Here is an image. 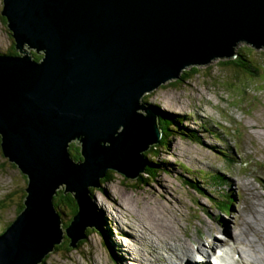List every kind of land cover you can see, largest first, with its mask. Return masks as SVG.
<instances>
[{"label":"water","instance_id":"obj_1","mask_svg":"<svg viewBox=\"0 0 264 264\" xmlns=\"http://www.w3.org/2000/svg\"><path fill=\"white\" fill-rule=\"evenodd\" d=\"M2 15L19 54L0 53L1 148L27 194L0 234V264H40L89 227L105 237L91 188L109 170L138 178L162 138L144 96L236 57L241 42L264 48V0H3ZM62 188L79 206L68 227L54 203Z\"/></svg>","mask_w":264,"mask_h":264},{"label":"rangeland","instance_id":"obj_2","mask_svg":"<svg viewBox=\"0 0 264 264\" xmlns=\"http://www.w3.org/2000/svg\"><path fill=\"white\" fill-rule=\"evenodd\" d=\"M2 9L3 0H0V50L5 51L12 47L14 39L3 19ZM241 48L261 70L258 74L241 69L237 74L235 67L221 64L234 57L217 58L209 64L194 65L199 69L197 71L188 67L183 77L168 81L144 96L146 102L157 105L160 110L185 119L183 125L194 131L199 139L187 131L185 134L180 131L170 133L165 145L159 148L158 156L153 157L160 168L153 176H148L146 182L141 183V177L126 178L112 170L110 181L102 183L100 188H91L94 189L92 201L100 212L106 236L102 237L95 226L89 227V237L83 244L72 248L74 250L67 255L65 250L51 252L40 264H141L133 256L125 260L126 254L118 242L130 246L133 242L124 233L128 228L122 218L137 221V228L148 227L150 231L144 227L140 229L149 237L153 235L157 239L154 232H167V237H158L159 242L169 238L170 244L180 245L177 235H181L197 250L202 243H212L213 232L222 235L218 226L233 233L235 221H240L239 210L242 217H250L249 220L258 225L256 230L262 229L259 220H264V48L257 49L246 42H241L237 51ZM76 145L80 147L78 143ZM23 175L18 165L3 155L0 146V233L16 217L17 205L27 186V178ZM240 181L245 182V190L237 186ZM191 183L199 185L201 191ZM225 193L233 199L231 210L220 205ZM63 210L67 213L63 225L68 227L70 224L66 223L74 220L79 209L72 217L68 207ZM102 210L110 218L102 216ZM113 212L118 217L123 216L122 223L117 224L124 232L111 219H116ZM103 225L112 230L115 238L108 236ZM173 227L174 232L171 231ZM134 234L142 235L137 231ZM261 234L258 232L259 236ZM202 236L205 238L200 240ZM133 241L140 243L136 244L138 248L143 247L142 237L133 235ZM164 243L167 250L169 246ZM147 244L151 243L148 241ZM125 248L131 250V247ZM163 252L166 254L165 250ZM229 252L228 264H242L239 253L232 248ZM137 255L144 256L141 251ZM161 262L152 260L146 264ZM245 262L250 264L248 257ZM197 263L201 264L200 261Z\"/></svg>","mask_w":264,"mask_h":264},{"label":"bare ground","instance_id":"obj_3","mask_svg":"<svg viewBox=\"0 0 264 264\" xmlns=\"http://www.w3.org/2000/svg\"><path fill=\"white\" fill-rule=\"evenodd\" d=\"M237 186L241 190L246 189V184L243 181H240L239 185H237ZM97 202H98V197H97ZM125 210L132 211L131 209L126 208V207H125ZM101 213H102L101 214L102 216L106 215L107 219L110 218L106 214V211L102 210ZM113 213H114V216L116 217L117 220L114 217H112L111 219H113L116 222V224L118 222L122 223L121 218L123 216L118 217V216H116L115 212H113ZM237 214L240 217V221L239 222L235 221V225H236L235 227L236 228H235L233 233L230 234L229 230L226 232V229L224 228V226L223 227L218 226L217 228L222 233V235H216L213 232V234H211V235L212 236L214 235L215 237L213 239H210V242H212V243H209V244L202 243L199 246L198 250L193 244H192V246H190V244L188 243L187 239H185V237H183V239H182L180 237L181 235H177V238H179L178 241L180 242V245L175 244L173 242H171L172 244H170V242L168 241L169 238H167L166 240H162V241L166 242V244H168V246H169V248H168L169 251H167L168 249L166 250L165 243L159 242L157 240L158 237L159 238L167 237L168 236L167 232H164V231H162L161 233L154 232L157 236V239L153 235H150V237H149L148 233H146L145 230H144V232H143V230H141V229L145 228V229H148L150 231V229L148 227L143 226L144 227L143 228L142 226L139 225L141 229L139 227L137 228L136 227V225H138L137 221L132 222V219L125 220L124 218H122V221H124L123 224H124V226H126L128 228V230L124 229L125 230V232H124L123 229H121L120 226H118L119 224H117L116 226L121 231H123L126 236H130L131 242H133V243H131L132 246H130L129 244L125 245L122 242L121 243L118 242V243L120 244L121 250L126 254L125 260L127 258L132 259L131 256H133L135 258V260H138L137 262L140 261L141 264H143V263L146 264V261L152 262V260L155 263L162 261L161 264H198L197 261H202V258L206 257L207 254L210 253V250H213L216 247V245L220 246L221 249L224 250L223 254L219 256V258H221V259H222V257L224 259H226L225 255L227 256L229 254V256H230L231 252H229V250L232 248V249H234L235 252L239 253V258H241L242 264H247L245 262L246 257L249 258L250 264H264V220H262V219L259 220V222L262 221L261 222L262 229L256 230L255 228L258 225L254 224L251 220H249L250 217H242L243 214H242V211H240V210L238 211ZM104 220H105V217H104ZM104 227H105L106 232L109 233L108 236L115 238V235H112V230L109 227H106V226H104ZM135 231L141 232L142 235L134 234ZM171 231L174 232V227L171 229ZM260 231L262 232V234L259 236L258 232H260ZM169 233H170V231H169ZM252 234H253V236H251ZM255 234H256V236H255ZM133 235H136L137 238H141V237L143 238L142 242L144 244L141 245L143 247L138 248L136 246V244H140V243H135L133 241ZM219 237H221L222 239H220ZM202 238H205V237L202 236L200 238V240ZM216 238H217V242H215ZM148 241L151 243L150 245L147 244ZM148 245L150 248L148 247ZM227 246H229L231 248H229ZM125 247H131V250L129 251V249H127ZM192 247L194 250L192 249ZM224 247L226 249H224ZM147 248H149V250ZM134 250L136 252H134ZM163 250H165L166 254L163 252ZM248 250H249V252H248ZM140 251L142 252V254L144 256H138L137 255V253L138 252L140 253ZM196 251H198V252H196ZM196 253H199L200 255H196ZM244 253H246V255ZM152 255H153V257H152ZM196 257L197 258L199 257V259L197 260ZM238 262H239V260H238ZM224 263H226V262H224ZM209 264H212V263H209Z\"/></svg>","mask_w":264,"mask_h":264},{"label":"trees","instance_id":"obj_4","mask_svg":"<svg viewBox=\"0 0 264 264\" xmlns=\"http://www.w3.org/2000/svg\"><path fill=\"white\" fill-rule=\"evenodd\" d=\"M3 19L5 21H7V19L3 16ZM243 48H241L240 50L237 51V55L236 57H234L233 59H228V60H223L221 61V64L222 65H225V66H229V67H235L238 71L235 70V72L238 74L241 70H244V71H248L250 73H253V74H258L260 71L258 69V67H256V65L252 62V60L245 56L244 53L241 51ZM249 49H247L246 51L248 52V55H249ZM0 53L1 54H11V55H18L19 54V51L16 49V46H15V41H13V44H12V47L7 49V50H0ZM32 56L34 59L36 60H40L42 57H43V53H38L37 51L35 50H32ZM192 70L191 71H197L199 69H197V67H194L192 66ZM187 71L185 70L182 74L181 77H183V75L186 73ZM176 82V81H174ZM147 97V95H145ZM153 106L159 111V124H160V127H161V131H162V138H161V141L160 143L156 144V145H153L149 148V150H147L145 152V157L147 158L148 160V164L146 166V169L144 172L141 173V175L138 177L140 178L141 177V183L143 182H146V180H148V176H153V173H157V170L160 168V166L155 162V160H153V157L156 155L158 156L159 154V148L164 146L165 145V139H167L168 137L171 136L170 133L172 132H179L180 133H190V135L192 134L193 138H198L196 136V133L194 134V131H191L189 130L188 127H185V125H183V122L185 119H183L182 117L179 118L178 115H173L171 113H168L164 110H160L159 107L157 105H154ZM187 131V132H185ZM0 146H1V137H0ZM2 150V148H1ZM3 152V151H2ZM71 152L73 154L74 157L76 158H80L82 157L81 155V152H80V147H78L76 145V142L72 143L71 144ZM4 155V154H3ZM112 172V170H109L107 172V175L105 178H103L101 181L102 183L104 182H107V181H110L111 180V177L109 176V174ZM145 175L147 177H145ZM23 176H25L27 178V176L24 174ZM221 177L223 179H225L224 176L221 175ZM127 178V177H126ZM140 182V181H139ZM192 187H194L196 190L198 191H201V188L199 187V185H197L196 183H191L190 184ZM94 189H92V192H93ZM26 188L24 191H22V198L21 200L19 201L18 205H17V208H16V216L24 209L25 205H24V198L26 196ZM223 199H222V202L220 203V205L222 206H228L230 207V203L228 202L229 200H231L230 198H232L230 196V194L228 193H225L223 194ZM54 202L56 203V206L57 208L60 210V213L62 215L63 218L67 217V213H65V211L63 210L64 207H68L69 210H71V217L73 215H75V213H77L78 211V203L74 197V194L73 193H65L64 192V189H59L58 192L56 193V195L54 196ZM65 216V217H64ZM13 220L9 221L7 223V225L5 226V228L2 230V232L11 225ZM66 223V222H65ZM71 223V219L66 223V225H69ZM1 232V233H2ZM0 233V234H1ZM107 233V232H106ZM109 235V233H107ZM67 238V239H66ZM88 239V238H86ZM84 241L86 240H81L78 245L76 247H79L80 243H84ZM71 241L70 239L65 236V239L62 241L61 244H58L55 248V251H63L65 250V253L64 254H69L72 250V248L74 247H71L70 245ZM54 252V251H53ZM49 256V255H48ZM48 256L46 258H48ZM46 258L44 259L43 263L46 261Z\"/></svg>","mask_w":264,"mask_h":264},{"label":"clouds","instance_id":"obj_5","mask_svg":"<svg viewBox=\"0 0 264 264\" xmlns=\"http://www.w3.org/2000/svg\"><path fill=\"white\" fill-rule=\"evenodd\" d=\"M222 176H223V175H222ZM88 233H89V232L87 231V238L89 237ZM83 240H85V239H83ZM75 248H76V247H75Z\"/></svg>","mask_w":264,"mask_h":264}]
</instances>
